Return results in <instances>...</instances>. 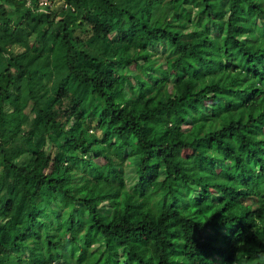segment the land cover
<instances>
[{"label": "trees", "instance_id": "16d2710c", "mask_svg": "<svg viewBox=\"0 0 264 264\" xmlns=\"http://www.w3.org/2000/svg\"><path fill=\"white\" fill-rule=\"evenodd\" d=\"M0 264H264V0H0Z\"/></svg>", "mask_w": 264, "mask_h": 264}, {"label": "rangeland", "instance_id": "374dc122", "mask_svg": "<svg viewBox=\"0 0 264 264\" xmlns=\"http://www.w3.org/2000/svg\"><path fill=\"white\" fill-rule=\"evenodd\" d=\"M160 14H161V12L158 10V11L156 12V16L158 17V16H160Z\"/></svg>", "mask_w": 264, "mask_h": 264}, {"label": "built area", "instance_id": "2783aa9c", "mask_svg": "<svg viewBox=\"0 0 264 264\" xmlns=\"http://www.w3.org/2000/svg\"><path fill=\"white\" fill-rule=\"evenodd\" d=\"M47 3V2H46Z\"/></svg>", "mask_w": 264, "mask_h": 264}]
</instances>
